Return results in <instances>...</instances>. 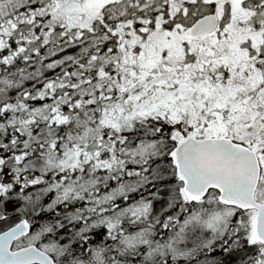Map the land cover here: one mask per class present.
I'll use <instances>...</instances> for the list:
<instances>
[{"label":"snow or ice","instance_id":"snow-or-ice-1","mask_svg":"<svg viewBox=\"0 0 264 264\" xmlns=\"http://www.w3.org/2000/svg\"><path fill=\"white\" fill-rule=\"evenodd\" d=\"M0 264H264V0H0Z\"/></svg>","mask_w":264,"mask_h":264}]
</instances>
